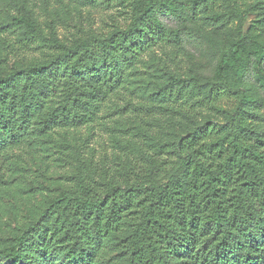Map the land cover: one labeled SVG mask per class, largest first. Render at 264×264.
<instances>
[{
    "label": "trees",
    "instance_id": "trees-1",
    "mask_svg": "<svg viewBox=\"0 0 264 264\" xmlns=\"http://www.w3.org/2000/svg\"><path fill=\"white\" fill-rule=\"evenodd\" d=\"M29 1L0 0V34L14 27L24 45L41 33L23 13ZM114 1L130 10L118 29L54 38L53 57L0 74L1 184L11 151L93 123L127 64L178 43L167 19L217 32L237 22L235 38L220 46L211 77H170L163 92L179 104L119 110L150 119L159 107L170 129L143 134L124 164L82 161L74 185L0 237V264H264V0ZM253 68L262 91L246 82ZM110 241L115 253L98 261Z\"/></svg>",
    "mask_w": 264,
    "mask_h": 264
},
{
    "label": "rangeland",
    "instance_id": "rangeland-1",
    "mask_svg": "<svg viewBox=\"0 0 264 264\" xmlns=\"http://www.w3.org/2000/svg\"><path fill=\"white\" fill-rule=\"evenodd\" d=\"M103 2V3H100ZM128 7L116 1L100 0H30L23 11L39 25L40 34L24 44L17 42L14 27L0 34V74L18 67L33 65L55 54V39L79 42L99 31L118 29L129 16ZM253 17H249L251 20ZM178 43L160 44L148 49L133 63L126 65L125 83L103 103L97 119L86 126L58 129L11 151L7 183H0V237H10L27 227L42 211L46 201L75 184L77 166L82 161L103 162L116 159L122 164L135 156L136 143L169 131L167 116L155 107L154 116L145 119L137 114L120 115L125 106H171L179 104L163 89L172 75L191 78L194 74L211 77L218 62L220 46L235 38L237 22L214 31L199 22L178 24ZM249 21L246 28L249 26ZM55 38V39H54ZM246 82L262 91L260 77L253 68ZM191 100V99H190ZM203 114V118L206 116ZM264 119V109L262 110ZM264 135V122L260 127ZM113 242L103 244L98 261L110 258Z\"/></svg>",
    "mask_w": 264,
    "mask_h": 264
}]
</instances>
